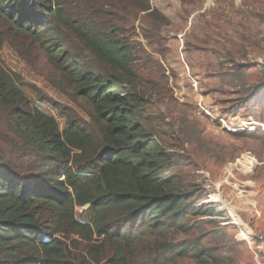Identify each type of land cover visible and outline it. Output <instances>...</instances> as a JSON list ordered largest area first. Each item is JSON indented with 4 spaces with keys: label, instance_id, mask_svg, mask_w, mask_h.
Instances as JSON below:
<instances>
[{
    "label": "trees",
    "instance_id": "16d2710c",
    "mask_svg": "<svg viewBox=\"0 0 264 264\" xmlns=\"http://www.w3.org/2000/svg\"><path fill=\"white\" fill-rule=\"evenodd\" d=\"M254 1L243 4L264 12ZM139 14L153 25L151 42L161 40L169 21L149 0H0V51L45 59L52 88L68 98L39 93L61 128L0 62V264H236L237 243L220 213L197 208L204 198L186 187L176 155L157 139L149 110L163 96L141 80V58L125 38L124 25ZM234 41L217 43L207 72L233 88L228 111L264 122V66L239 64L250 31ZM180 124L183 144L215 165L237 158L206 140L196 121L183 116ZM228 135L264 156L261 129Z\"/></svg>",
    "mask_w": 264,
    "mask_h": 264
},
{
    "label": "rangeland",
    "instance_id": "374dc122",
    "mask_svg": "<svg viewBox=\"0 0 264 264\" xmlns=\"http://www.w3.org/2000/svg\"><path fill=\"white\" fill-rule=\"evenodd\" d=\"M149 1L152 8L169 21L168 26L161 29V40L154 41L155 44L151 42L154 40L153 25L144 14L133 15L124 26L126 40L141 58L138 65L141 80L145 86L157 87L163 96V99L156 97L149 110L153 113H149L153 125L161 129L157 139L166 141L169 153L180 160L175 159L181 165L178 174L186 187L204 198L197 208H213L220 213V226L226 227L237 243L232 252L235 263L264 264V156L260 157L242 141L231 138L221 120L228 123V119L233 118L237 121L251 119L262 125L264 122L243 110H237V114L228 111L232 105L228 100L236 97L233 88L207 72L214 61L212 53L217 43L234 46L232 44L237 43L234 40L239 41L246 29L251 39L249 55L239 64L264 66V12L251 7L246 9L244 0H197L186 7L180 0ZM254 2L264 10V0ZM146 54L152 57L146 58ZM32 59L31 63L24 61L9 46L0 51L2 65L20 75L29 86L25 88L29 100L57 118L64 128L65 121L51 104L40 101L39 93L51 100L67 101L68 98L52 88V70L47 61L38 56ZM230 67L228 64L226 68ZM203 108L212 110L215 119ZM154 115H163L166 119L158 122ZM183 116L200 125L206 140L237 150V158L217 166L193 151L195 148L187 142L183 144L180 140ZM5 129L6 119L0 116V133ZM260 129L264 133L262 128L247 132L255 133ZM243 159L246 167L240 166Z\"/></svg>",
    "mask_w": 264,
    "mask_h": 264
},
{
    "label": "built area",
    "instance_id": "2783aa9c",
    "mask_svg": "<svg viewBox=\"0 0 264 264\" xmlns=\"http://www.w3.org/2000/svg\"><path fill=\"white\" fill-rule=\"evenodd\" d=\"M194 83V82H193ZM194 87L196 88L197 85L196 83H194ZM203 111L210 117L214 118L212 116V110H207L205 108H203ZM215 119V118H214ZM230 122H225L223 120H221L222 124H223V128L226 129V131H228L229 133H238V132H254L255 130H257L258 128H262L264 131V125L259 124L254 122L253 120H239L237 121L235 118L233 119H228ZM240 162V161H239ZM241 167H246L247 164L245 163V159H243V162L240 163Z\"/></svg>",
    "mask_w": 264,
    "mask_h": 264
},
{
    "label": "water",
    "instance_id": "95a60500",
    "mask_svg": "<svg viewBox=\"0 0 264 264\" xmlns=\"http://www.w3.org/2000/svg\"><path fill=\"white\" fill-rule=\"evenodd\" d=\"M89 208H90V205H86V206L84 207L85 210H87V209H89Z\"/></svg>",
    "mask_w": 264,
    "mask_h": 264
}]
</instances>
